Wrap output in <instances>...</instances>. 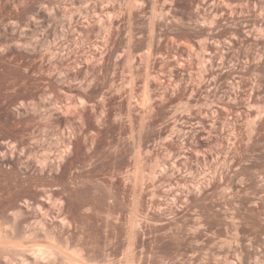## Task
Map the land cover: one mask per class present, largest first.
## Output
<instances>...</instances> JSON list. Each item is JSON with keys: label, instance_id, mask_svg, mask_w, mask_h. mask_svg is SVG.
<instances>
[{"label": "rangeland", "instance_id": "374dc122", "mask_svg": "<svg viewBox=\"0 0 264 264\" xmlns=\"http://www.w3.org/2000/svg\"><path fill=\"white\" fill-rule=\"evenodd\" d=\"M0 264H264V0H0Z\"/></svg>", "mask_w": 264, "mask_h": 264}]
</instances>
